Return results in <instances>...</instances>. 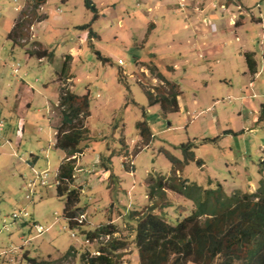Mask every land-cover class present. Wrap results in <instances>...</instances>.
<instances>
[{
    "label": "rangeland",
    "instance_id": "rangeland-1",
    "mask_svg": "<svg viewBox=\"0 0 264 264\" xmlns=\"http://www.w3.org/2000/svg\"><path fill=\"white\" fill-rule=\"evenodd\" d=\"M95 1L104 3L96 11L104 16L92 21L94 13L84 0H46L43 7L48 19L33 33L42 47L53 52L48 62L25 61L26 50L39 48L31 34L36 22L25 25L18 44L7 41L11 17H16L15 7L23 1L0 0V61L13 55L0 85L17 81L29 88L16 108L0 96V264H31L27 257L39 264H82L81 254L98 255L111 238L123 246L111 255L115 264H139L134 243L137 218L155 207L153 213L174 224L195 209L192 201L168 188L162 197H149V186L159 176L180 177L201 188L219 185L227 196L255 193L264 176L259 173V162L264 160V122L257 121L264 102V0H240L246 21L237 15L232 24L231 15L219 9V0H206L207 9L220 16L215 30L205 24L209 30L198 52L190 50V41L185 40L189 12L182 8L183 0H174L170 13L165 7L152 11L157 27L144 48L136 30L124 33L127 24L122 29L118 21L128 16L126 12H146V8L135 9V0ZM249 12L255 18L261 13L263 23L256 24ZM38 15L42 16L40 8ZM145 18H137L141 32L147 25ZM64 20L73 25L91 23L101 39L93 37V46L87 42L84 54L69 62L72 78L59 81L64 45L82 31L73 27L65 31ZM244 21V28H235ZM245 50L254 54L255 76L248 71ZM145 52L156 62L147 58L135 64V55ZM185 60L189 63L182 64ZM119 61L129 74L120 70ZM171 61L177 64L174 73L165 65ZM15 67L17 73H13ZM161 78L178 84V112L165 114L159 105L149 104L145 92L156 96L168 90ZM61 88L87 95L89 100L85 120L89 139L79 144L82 153L76 156L71 186L80 189L82 215L76 228L63 218L65 200L56 194L57 170L66 157L54 147ZM142 120L152 135L148 142H143L136 128ZM183 143L192 144L194 160L173 167L165 153L182 159L179 146ZM43 171L47 179L41 186L36 174ZM23 211L27 219L12 218L13 213ZM33 224L42 226L43 232L36 234ZM106 224L114 226L112 236L87 239V233Z\"/></svg>",
    "mask_w": 264,
    "mask_h": 264
},
{
    "label": "trees",
    "instance_id": "trees-1",
    "mask_svg": "<svg viewBox=\"0 0 264 264\" xmlns=\"http://www.w3.org/2000/svg\"><path fill=\"white\" fill-rule=\"evenodd\" d=\"M45 2L46 0H26L30 11L22 10L19 13L8 35L14 45L23 36L22 30L26 24L31 26L42 19L37 15V10ZM84 5L94 13V21L97 18L95 5L91 0H84ZM76 28L88 31V43L92 46L90 41L95 37V32L91 29V23ZM37 46L38 49L26 50V53L51 62L53 52L42 49L39 44ZM95 53L99 56V52ZM244 56L248 71L256 73L254 54L246 52ZM70 61V56L64 57L58 73L59 81L72 78L69 72ZM158 76L162 77L161 74ZM161 80L168 90H162L156 96L149 91L145 92L149 104L159 105L165 114L178 112V97L181 93L178 84L164 78ZM56 107L60 112V122L54 128V147L66 156L57 170L56 194L65 200L63 218L70 228H76L78 216L82 215V209L78 207L80 189L71 186L76 156L82 153L79 144L89 139L85 126V120L89 116L88 96L76 95L61 88ZM257 121L264 122V102L260 105ZM136 128L143 142H148L152 135L147 122H137ZM191 148L190 143L179 146L182 159L169 153H165V156L173 167L185 166L194 160ZM197 163L201 165L200 161ZM259 171L260 174L264 172V160L259 162ZM169 179L165 176L155 179L154 184L149 186V197H162L164 189L168 188L192 201L195 209L188 216L177 219L174 224L168 223L162 214L153 213L155 207L137 218L134 243L139 264H264V176L258 181L255 193L232 196H227L219 185L214 189L201 188L180 177ZM169 181H173V184H168ZM115 232L112 224H106L87 233L86 237L93 240L100 236H112ZM122 248L116 239L111 238L99 249L98 255L83 253L80 259L82 264H115L111 255ZM69 254L70 251L65 256ZM26 260L31 264H39L35 258L27 257Z\"/></svg>",
    "mask_w": 264,
    "mask_h": 264
},
{
    "label": "crops",
    "instance_id": "crops-1",
    "mask_svg": "<svg viewBox=\"0 0 264 264\" xmlns=\"http://www.w3.org/2000/svg\"><path fill=\"white\" fill-rule=\"evenodd\" d=\"M13 1H15V0H13ZM22 1H23V3H21V6L15 7V11H17L18 14H16V17H14V16L11 17L12 21H11V27L9 29V33L11 32V30L13 28V25H14L16 19L19 16L20 11L27 6L26 0H22ZM91 1L95 5L96 10H97V6H102L104 4L102 1L101 2H96L95 0H91ZM173 1L174 0H138V1L135 0V4H134L135 5V9H139V8L143 7V8H146V12H143V11L141 12V10H136L132 14H130L129 12H126L128 16L123 18L122 21L119 20L118 21V26H120V24H121L120 27L123 29V27L125 26L124 24H127V29H125L124 33L125 32H131V30H136L135 32L138 33L137 35H138V37H140L141 44H143L142 47L141 46L140 47L144 48L146 46V44H147L148 35L157 27V16H151L152 11H154L155 9H159V8L165 7L166 8V12L170 13L172 11ZM179 1L180 0H177V3ZM221 1L222 0H219V4H220L219 5V9L221 8L222 12H226L227 14L231 15L229 17V23L230 24H232V17L234 18V16L236 17L237 15L240 16L243 20L246 21L247 13H246V11L243 10V6L241 5L240 0L232 1L231 3H229L227 5H226L225 2H221ZM63 2H67V0H63ZM123 3H124V1H123ZM183 4L184 5H183L182 8H185L189 12L188 15L185 16L186 17L185 19L188 22V27L187 28L185 27V28L189 29V31L185 35V40L190 41L189 42L190 43L189 44L190 50L194 49V51L198 52L199 51L198 50L199 47L203 45V43H204L203 41L206 38V34L205 33L208 32V30H209L206 27L205 24H207L208 27H210L211 30H215L216 25H217L216 21L218 20V16H220V15H218V13L211 12V11H209L207 9L208 4L206 3V0H183ZM231 4L233 5V7L236 8L237 13H235L233 10H231V7H230ZM43 5H41L39 7L42 16L38 15L39 9L37 10V15L40 18H42V19L39 22H36L32 26V33L31 34L33 36L34 41H36L35 37H37V36L33 33V30H35L37 26H40V25H43L44 23H46V20L48 19V14L45 13V8L43 7ZM101 14H99V15L97 14V20L100 18L99 16H104V15H101ZM249 14H250V17L252 18V20H255L254 22L256 24H262L263 23V19H261V17H260L261 13L258 15L257 18H255L252 15L251 12H249ZM142 16L143 17L146 16L145 19H146V24L148 26L146 25L144 30L141 32L140 31L141 28H138L136 26V24L139 25L137 18L142 17ZM203 17H205V18H203ZM202 20H203V23H200V22H202ZM245 21H244V23L242 22V24L239 25V26L235 25V28L236 29H240V30L242 28H244L245 27ZM63 22H64V30L65 31H69L70 27H73L74 29H77L76 27L80 26V25H73L68 20H64ZM47 29H51V28L48 27ZM135 32H134V34H135ZM9 33L7 34V41L12 43L11 40L8 39ZM140 34H141V36H140ZM143 35L147 36L146 40H145V38H142ZM95 37L98 38L99 40L101 39L100 36L97 33H95ZM93 41H94V39L92 38L91 41H90L92 46H93V44H92ZM87 42H88V32L86 30H82L80 32V34H76V35L73 36V40H69L67 42V45H64V48L66 50L65 51L66 53H65L64 56L68 55V56L71 57V59L74 60L73 57L76 58L77 56L79 57V55H83L84 52H85L84 51V46L86 45ZM36 43L39 44V46L42 49H45L44 47H42L41 43H39L38 41H36ZM187 44H188V42H187ZM133 45L134 44L131 43L132 47H133ZM134 46H136V44ZM132 47L130 48V50H133ZM138 47H139V45H138ZM244 52L246 53V52H251V51H246L245 50ZM185 55L186 54H184V56ZM25 56H26L25 61H28L31 58H35L34 56H30L27 53H25ZM135 56H136L135 57V64L139 60L140 61H145L147 58L150 61H153V62L154 61L156 62V60H157V58L154 59L152 56H150L149 52H145V53H142V55H139V56L135 55ZM200 56H201V52L199 54V57ZM11 58H13V55L5 58L6 60H1L0 61V79H2V76L5 73V66L6 67L9 66V65H7V63H8V61ZM1 63H3L4 66H1ZM186 63H189V61L185 60L184 63H182V64H186ZM123 65L124 64L122 63V65H119L118 67H121L120 70H123V72L125 74H129V73H126L124 68H122ZM165 65L168 68L172 67L171 69H173V73L175 72V70L177 68V64L174 63V61H171L170 63L165 64ZM135 68H136V65H135ZM158 70L160 71L161 68H158ZM244 74H246V72ZM255 74H257V71L253 75L255 76ZM26 91H29V88L27 87V85L24 82H20L19 83V82L16 81L12 85H8L6 83L5 84L1 83V85H0V96H2L4 98V100L7 101V102H11L12 101L13 105H15V103L19 104V102L21 101V98L23 97L24 93H26ZM30 91H32V93H33V89H31ZM27 105H28V103H27ZM15 108H16V105H15ZM180 109L181 108L179 107V110ZM54 134H55V130H54Z\"/></svg>",
    "mask_w": 264,
    "mask_h": 264
},
{
    "label": "built area",
    "instance_id": "built-area-1",
    "mask_svg": "<svg viewBox=\"0 0 264 264\" xmlns=\"http://www.w3.org/2000/svg\"><path fill=\"white\" fill-rule=\"evenodd\" d=\"M118 64H119V65H122V62L119 61ZM16 66H18V64H17ZM17 72H18V68L15 67V68L13 69V73H17ZM36 177H37L38 182H39V184H40L41 186L46 185L47 171H43L41 174L39 173V175L36 174ZM30 184H32V182H30ZM57 184H58V181H57V179H56V185H57ZM26 198H29V196L27 195ZM27 216H28V214H27L25 211H23V212H19V213H13V214H12V218H13L14 220H18V219L25 220V219H27ZM77 221H78V219H77ZM33 228H34L36 234H41V233L43 232V228H42V226H40V225L33 224Z\"/></svg>",
    "mask_w": 264,
    "mask_h": 264
},
{
    "label": "clouds",
    "instance_id": "clouds-1",
    "mask_svg": "<svg viewBox=\"0 0 264 264\" xmlns=\"http://www.w3.org/2000/svg\"><path fill=\"white\" fill-rule=\"evenodd\" d=\"M33 226V225H32Z\"/></svg>",
    "mask_w": 264,
    "mask_h": 264
}]
</instances>
